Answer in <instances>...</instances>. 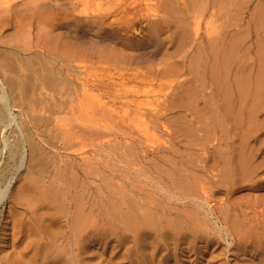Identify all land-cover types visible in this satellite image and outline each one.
<instances>
[{
    "label": "rangeland",
    "instance_id": "374dc122",
    "mask_svg": "<svg viewBox=\"0 0 264 264\" xmlns=\"http://www.w3.org/2000/svg\"><path fill=\"white\" fill-rule=\"evenodd\" d=\"M2 1L10 2L9 6L16 3L30 5L33 2V0H0V2ZM34 1L39 2L38 4L45 1L46 4L50 2V5L54 7L65 2L71 7H68L69 13H72L73 8L75 17L80 19L68 29L76 28L79 31L86 29L90 25V23L88 25V20L86 21L89 13L91 12L93 15L99 13L97 10L99 6L97 8L96 2L93 0ZM184 1L180 2L184 3ZM187 1L191 3L190 5L195 1L198 5L203 2V0H199V3L198 0ZM204 1L212 7L205 8V11L203 10L204 6H201L193 11L196 7L192 9L187 2L189 11L186 12L188 14L185 11H177L176 0L121 1L119 4L122 5L124 11L120 7L122 10L120 16L132 23L130 27L118 31L120 37L118 41L120 40L123 45L122 55L125 57L123 56L120 63L93 61L74 64L76 73H73L70 79L75 84L74 87L78 88L79 97L81 96L85 101H79L81 106L84 110L86 108L91 111L93 108L88 103H94L93 110L98 109L99 111L96 112H99V115L109 111L106 116L103 115L101 118L93 112H90L89 116L86 113L87 115L84 117L85 111L80 106L84 113L75 111V115H79L84 120L85 118L89 119L88 121L96 117L95 123L100 122L99 125H104V128L107 127L108 129H106L110 132L107 134L108 132L104 129L107 134L104 136L105 132L100 130L102 134L104 132L103 135L98 137L94 135L98 140L86 136L84 138L85 142L87 141V143L84 142L85 147L84 145L80 146L82 144L79 140L83 143V139H78L79 143L74 140L78 144L74 143L75 149L68 148V153H65L66 150L46 149L48 152L54 153L57 166H62L60 161L64 156V160L70 161L74 165V169L76 167L75 174L77 176L74 175V178L76 180L80 178L88 186L90 203L94 205L90 209L88 207L92 213L94 225L99 222L98 215H96L97 208L103 209V206L108 204L106 201L113 195V192L116 193L119 189H121L118 191L119 193H124L130 199L137 200L136 197L141 196L144 199L147 198L146 201L148 199L152 201L154 205L161 204L156 205L159 210L162 206L165 211L170 212L161 211L160 213L164 217L167 216L176 221L179 218L189 221L191 216L195 225L193 230L178 231L173 236L172 233H166V228L159 232H152L150 235L156 238L154 239L156 249L151 244L152 241L148 242V249L144 250L147 257L139 260L136 259L137 248L132 244L133 241L130 242L132 238L126 240V244L123 246L117 244L114 235L98 236L93 233L89 238L90 243L87 244L84 264H264V0ZM81 3L87 6L88 13L80 12L83 10ZM19 8L24 9L25 7ZM158 11L161 13L158 14ZM3 12L0 11V17L12 15L10 10H7L6 13ZM198 12L202 14L199 15ZM145 13L149 15H144ZM79 15L81 16L79 17ZM156 15H160V18ZM198 18L199 20H197ZM111 19L109 21H112ZM160 21L165 22L164 30ZM14 28L13 25L12 27H0V50L6 45L11 48L10 51L16 48H28L29 45H32L29 42L35 39V28L26 29L25 35L10 41L9 36L15 31ZM214 48L219 51L218 56L227 53L229 58L223 63L219 58L215 62L214 54H212L215 51ZM33 49L27 54L24 53L23 56L35 52ZM127 56L139 59L142 57L141 61L135 59L141 63L130 65ZM213 67L220 70L219 75L222 83L226 80L232 84L229 95L230 107H226L223 98H221V96L223 97L221 89H218V85L212 81L210 70ZM80 70L84 72L81 73ZM86 73L88 74L86 75ZM81 77L83 78L81 79ZM234 79L243 80L247 85L246 94L242 98L235 89L232 81ZM90 80L92 81L90 82ZM78 81L80 85H86L84 82L87 83L85 87L86 91L88 90L85 94L87 98L80 93L81 86L77 83ZM97 81L102 85L103 83L105 86L107 85V88L104 85L101 86ZM92 83L96 87L100 84L101 87L98 86L99 89L95 92L91 89ZM90 92L96 96L101 95L100 98L103 96L102 101L98 99L99 104L97 99L96 101L100 107L101 105L102 108L104 105L106 106V108L104 107L106 112L99 106L100 109L96 107V101L93 100L95 95ZM89 95L92 96L91 99ZM80 100L82 99L80 98ZM92 104L91 106H93ZM26 111L22 108L13 109L14 114L21 116L18 115L21 124L23 120L24 122L27 120L26 114H24ZM92 122L94 123V121ZM92 122L87 123L91 124L93 131H90L94 132L95 129L98 132L93 134L100 133L101 125L98 127L97 123L92 127ZM59 143L60 141L56 146L61 145L62 141ZM77 147L84 149L77 150ZM105 151L111 155L108 156ZM238 153H241L240 157L236 156ZM221 155L229 157L233 166L236 167L234 169L237 170L240 178L237 177L233 184L226 176L222 178L224 173L219 172V170L223 171V157L225 158V156L220 157ZM91 158L95 160V164ZM245 160L246 167H244L245 169L239 167L240 170L238 164ZM87 161L92 162L90 164ZM2 164H6L5 156L0 159V167H3ZM84 165L86 168H83ZM83 169L86 173L83 172ZM95 169L98 170L95 171ZM21 171L22 169L14 175L12 187L16 183L15 180L19 179ZM121 173L124 177L121 176ZM122 178H124L123 181H121ZM186 182H189L190 189L185 192ZM179 188H181L180 191ZM146 192L149 193L148 196ZM6 201L8 202V200ZM6 201L2 202V205L0 204V211L3 212L0 213V228L1 225L5 226L3 227L5 232L0 234V239L4 240L1 246L7 253H10L11 249L5 242L10 240V230H7L9 219L6 218L8 211ZM123 210H125V206ZM243 211L245 214H240ZM58 213L55 214L54 220L56 219L58 224L55 226L60 231L66 226L64 220L67 221L68 215L60 212L62 217ZM226 215L230 219L234 218L248 223V227L253 232L252 235L255 236L254 240L251 242V239L246 238L247 243L245 241L243 246L237 244L238 234L232 229L231 234L227 233L228 230L222 223L223 216ZM126 235L130 234L126 232ZM59 236L61 237V234ZM103 237H108V242ZM101 239L104 242L101 243ZM61 240L57 241L58 244L60 243L59 245L56 243L58 247H62L59 242ZM63 247L69 248L68 252L71 251L64 258L71 259L70 264H77L81 258L78 247L71 248L65 242ZM123 247L127 248L126 251ZM132 257L134 258L132 259ZM0 264H3L1 258Z\"/></svg>",
    "mask_w": 264,
    "mask_h": 264
},
{
    "label": "bare ground",
    "instance_id": "6f19581e",
    "mask_svg": "<svg viewBox=\"0 0 264 264\" xmlns=\"http://www.w3.org/2000/svg\"><path fill=\"white\" fill-rule=\"evenodd\" d=\"M93 1L96 2L97 8L99 6V8L97 9L99 10V13L93 15L90 12L88 17L86 16L87 17L86 21L88 20V25L89 23L90 25L86 29H80V31L76 30V28L68 29V27L70 28L72 27V25L78 22L77 20H79L80 18L75 17L74 15L75 11H73L74 10L73 8L71 10L72 13H69L70 9L68 7L70 6L67 5L65 2H63V4L59 3L57 7L51 6L50 2L46 4L45 3L46 1L44 3L38 4L39 2H35L33 0V2L31 1L32 4L30 5L25 4L26 6L20 3H16L14 5L9 6L8 4L10 2L8 1L6 3L4 1L0 2V11L2 12L5 11L3 13H6L7 10H10L12 12L11 16L0 17V27L1 28L8 27V26L12 27V25L15 27L14 28L15 31L12 33V35L11 36L8 35L10 41L15 40L19 36L25 35V32L27 31L26 29L35 28L36 30L35 39L34 41L29 42V43H32V45H29L28 48L25 46L26 48L24 49L16 48L10 51L11 48H9L6 45V47L0 50V159L2 156H5L6 158V164L3 165L4 164L3 163L2 164L3 167H0V204L8 200V202L6 201L7 207H8V211L6 212L7 214L6 218L9 219V223H8L9 228L7 227V230L8 229L10 230L9 232L10 240L5 241V242L8 244L9 249H11L9 250L10 253H7L4 250V247L1 246V243H4V240L0 239V258L1 260H3V264H38L40 262L41 264H70L71 259H68V258L65 259L64 256L67 254H70L71 251L68 252L69 248L67 249L66 248L67 246L63 247L64 242L71 248H74L76 246L78 247V253L81 258L79 259L77 264H84L85 255L87 253L86 252L87 244L90 243L89 238L91 237L93 233L98 234V236L114 235L115 241L117 242L118 245L126 244L125 243L126 240H129L132 238L130 242L133 241L132 244H134V246L137 248L136 253L138 255L136 259L137 260L141 258L145 259L147 257V254L144 253V250L148 249V242L152 241L151 244L154 245L153 247H155L156 249V244L154 243V239L156 238L153 235H150L152 232H159L163 228H166L167 230L166 233H172V236H173V235H176L178 231L193 230L195 226L192 222L193 219L191 216L189 217L191 218V220L189 219V221H186L185 219L183 220L182 218H179L176 221L175 219L168 218L167 216L164 217L163 214L161 215L160 213L161 211H164L165 213L167 212L170 213V212L167 210L165 211L164 210L165 208L162 206H161V210H159L158 206L156 205H161V204L156 203V205H154L152 201H150L149 199L148 201H146L147 198L145 197L146 199H144L141 196L139 198L136 197L137 200H134L135 198L130 199L128 198L129 196H126L124 193L118 192L121 189L116 191V193L113 192V195L109 199L106 196V199H108V201H106L108 202L107 204L108 206L107 205L103 206V209L97 208L96 215H98L99 222L95 223L94 225V222H92V216H91L92 213L89 210L90 207H94V205L90 203V194L88 192L89 190L88 186H86V184L83 181H81L80 178L79 180H76V178H74V175H76L75 174L76 167L74 169V165L70 161L64 160L63 159L64 156L62 157V160L60 161L62 163V166L61 167L57 166L56 164L57 162L55 163L56 158L54 156V153L48 152V150L46 149V148L48 149L50 148V149H55V150H66L67 152L65 151L64 152L68 153V150H67L68 148L75 149L74 143L78 139H83V143L81 140H79L80 144H82V145L80 144L79 145L83 146L85 142L84 138L86 136L93 137L94 139H96L99 135H103L104 132L105 134H106V131L108 132L107 127L106 129L104 128V125L103 126L101 124H100L101 126L99 125L100 122H97L98 124L95 123L96 117L93 118L94 117L93 116L92 117L93 120L90 119L91 121H88L89 119L86 120L85 118L84 120V119H81L79 115L78 116L75 115L74 113L75 111L77 112L82 111L81 110L82 106L79 101H84V99L81 96L79 97V95L77 94L78 88H76V86L74 87L75 84H73L70 77L71 75L73 76V73H76V71L74 70V67L76 65L74 66V64H80V63H86V62L91 63L93 61H97L98 63L99 62L120 63L124 55H122L123 45L121 44L120 40L118 41V39L120 38L118 35V31L130 27L132 23H130L129 21H126L124 17L120 16L122 13V10L124 11V8L119 3L124 0H93ZM176 1H177L176 5L178 7L177 11H180V12L189 11L188 10L189 8H187L188 6H191L192 9L196 7L193 9V11L197 9V7H201V6L202 7L204 6L203 10H205V8L207 7H212V5L209 6L210 4L206 3V1L204 0L203 2H201V4H199L200 6L196 4L197 3L196 1H195L196 3L194 2L196 4L195 6H194V3H192L193 6L190 5L191 3L188 2L187 0H185L186 2L184 1V3L180 2L183 0H176ZM187 2L189 3L188 6L186 5ZM198 3H199V0H198ZM131 4H128V5H131ZM81 5H83L82 7L83 10L80 12H83V14L88 13L87 6L86 5L84 6V3L83 4L81 3ZM19 7H25V8L20 9ZM79 7L81 8V6ZM120 7H122V10H120ZM136 11L135 13H137ZM159 13L161 12L158 11V14ZM147 14L148 13H145L144 15H147ZM181 14L180 16H182ZM201 14L199 13V15ZM160 15H156V16H159L160 18ZM80 16L81 15H79V17ZM110 19L112 21H109ZM166 19L168 18L166 17ZM156 20L158 21L159 19H156ZM197 20H199V18ZM164 24L165 22L164 23L162 22L163 30H164L163 28ZM110 27H113V28H110ZM29 31L31 32V30ZM157 33H158V30H157ZM150 39L152 38L150 37ZM3 43L5 42L3 41ZM33 48H36L37 50L35 51ZM32 49L35 52L29 53L28 55L23 56L24 53L27 54L28 51ZM214 50L215 51L214 53L212 52V54H214L213 56H214L215 62L216 60L218 61V58H219L221 59L223 63L229 58V55L227 53H222L220 56H218L219 51L215 48ZM141 52L144 53L143 51ZM137 55L139 56L140 54H137ZM129 57L130 56H127V60H128V64L130 65H133V63H139L142 58L141 57L139 59L136 57H130V58ZM135 59L140 60V61L137 62ZM111 65L113 66V64ZM88 69L90 70L89 67ZM80 72L82 73L84 71L80 70ZM210 72H211L212 81L214 82V84H217L218 89L220 88L222 91L223 97L221 96V98H223L226 107H230L231 102H230L229 95H230L232 84L230 82H227L226 80L224 83L221 82L220 75H219L220 74L219 69L217 70L215 67H213L211 68ZM87 74L88 73H86V75ZM82 78L83 77H81V79ZM234 80H232L236 87L234 88L237 89L240 95V98L244 97L243 95L246 94V91H247V85L245 81L240 80V79H234ZM91 81L92 80H90V82ZM97 82L100 83L101 86L103 85L105 86L104 83L102 85L101 82L99 81ZM77 83L79 84V81ZM80 83H83V82L80 81ZM84 84L87 85V83L85 82ZM92 84L93 86L91 87ZM92 84L90 85V87L92 90H95V92L96 90L99 89L98 86L101 87L100 84H98L97 87L95 86L94 83ZM86 85H82V84L80 85L81 86L80 93L82 94L83 97H85L86 92H88V90L86 91L85 89ZM104 92H107V91H104ZM90 93L93 94V92H90ZM91 95H89L90 99L92 98ZM93 95H95V99L93 97V100L95 101L96 99L97 101L98 99L101 100V98L103 97L102 96L100 98L101 95L99 94L97 96L96 94H93ZM80 98L82 100H80ZM97 101L95 105L97 104ZM87 103L88 102L86 101V104ZM99 103L100 102L98 101V104ZM102 103L104 104V102ZM88 104L90 107L94 109V103L93 104L91 103L93 106H91L90 102ZM98 104L96 105V107L99 106ZM87 105L86 107H89ZM73 106H76V107L74 108ZM104 107L106 108L105 105ZM104 107L102 108V105H101L100 108H102V110L104 111L105 110ZM16 108L17 109L22 108L23 110L24 109L27 110L26 113H24L26 114L27 120H25V122L23 120L22 124L20 123V119H19L20 115L18 114L19 115L18 116L17 114H14L13 112V109H16ZM82 109L84 110L83 107ZM93 109L90 111V110H86L85 108L84 110L85 113L82 111L85 114L84 117H86L87 115L86 113H88L87 116H89L90 112H93L99 115V112H96L99 110L95 109L94 111ZM226 109H229V108H226ZM101 112L102 111H100V113ZM104 112H106V110ZM107 112L109 111L107 110ZM107 112L104 113L103 115L106 116ZM80 115L82 114L80 113ZM101 115L102 114L99 115L100 118L103 117V115L102 116ZM90 117H87V118H90ZM92 121H94V123ZM60 122H62L63 124H58ZM91 122L93 123L92 127H94V125L96 124L98 127L100 126L101 129L99 128V132L100 130L104 131V129L106 131H104L103 134L101 132L98 134L97 133L93 134L96 131L98 132V130L94 129V132H92L93 130L91 129V124L90 125L87 124ZM86 125H89L90 127ZM109 132L107 134H109ZM107 134L104 136H107ZM94 135H96L97 137ZM11 137H12V140H11ZM59 141L60 143L62 141V144L59 146H56L57 142ZM77 142L76 144L79 143ZM85 143H87V141ZM73 145L74 147H72ZM85 146L86 145H84V147ZM78 147H77V150L79 149ZM81 149H84V148L82 147L79 150ZM111 149L113 148L111 147ZM239 154L241 155V153H238V155L236 156L240 157ZM56 155L58 156V154ZM66 155L65 157H67ZM110 155L108 153V156ZM223 156L225 155H221L220 157H223ZM58 159L60 160V158ZM248 159H250L249 156H248ZM92 160L93 162L95 161L94 159ZM90 162L92 161H89L88 163ZM223 163H224L223 171L219 170L220 173L221 172L224 173L223 174L224 176H222V178H225L226 176L228 180L230 179V182L232 184L235 183L236 178L238 177L237 170L234 169L236 167L233 166V163H231L230 158L227 156H225V158L223 157ZM93 164H95V162ZM75 165L77 164L75 163ZM245 165H246V160L238 164V168L241 167V169H245L244 168L246 167ZM89 167H92V166H89ZM83 168H86L85 165ZM21 169H22L20 173L21 175L19 176V179L16 178L17 180H15L16 183L15 185H13L14 187L13 189V187L11 186V183L13 182L12 180H14L13 177ZM78 169L80 170V168ZM97 170L95 169V171ZM83 172H85V170ZM122 175L123 174L121 173V176ZM88 176L90 175L88 174ZM123 179L124 178H122L121 181H123ZM179 181L180 179L178 180V182ZM188 185H189V182H186V186H184L185 192L189 191L188 189H190V185L189 186ZM180 189L181 188H179V191ZM97 195L96 197H98ZM146 195L148 196L149 193L146 192ZM124 206H125V210H123ZM57 212L59 213L62 212L61 214L64 213L68 215L67 221L64 220L66 222L65 224L66 226L64 227L62 225V228L64 227V229L60 231H58V228L55 226V224H58L55 221L56 219L54 220V216ZM244 212L245 211H243L240 214L244 215L245 214ZM0 213H3V212L0 211ZM61 216L63 217V215ZM223 217L224 219L222 218L223 219L222 223L225 229L228 230L227 233L231 234V229H232L233 231H235V233L238 234L239 239L236 241L237 244L243 246V243H245V241L247 240L246 238L251 239L250 240L251 242L254 240L253 237L255 236L252 235L253 232L248 227L247 225L248 223H246L245 221L244 222L238 221L234 218L230 219L227 215ZM3 227L5 226L1 225V228H0L1 235L4 234L5 232ZM103 231L105 234L102 233ZM126 232H128L130 235L127 236ZM60 234H61V237L59 236ZM92 237L94 238V236ZM104 238L105 237H103V239ZM107 238L108 237H106L104 240H106ZM59 239L60 240L62 239L61 241H59L61 242L62 247L57 246L58 244L57 241ZM100 242L102 243L104 241L101 239ZM107 242H108V239H107ZM125 247L123 248L125 249ZM120 258L122 257L120 256ZM133 258L134 257H132V259Z\"/></svg>",
    "mask_w": 264,
    "mask_h": 264
}]
</instances>
